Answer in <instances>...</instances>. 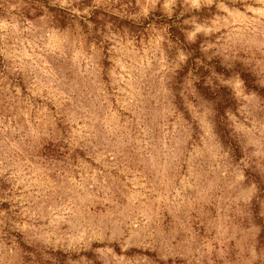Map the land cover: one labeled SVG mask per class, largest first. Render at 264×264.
I'll return each mask as SVG.
<instances>
[{"label": "rangeland", "instance_id": "obj_1", "mask_svg": "<svg viewBox=\"0 0 264 264\" xmlns=\"http://www.w3.org/2000/svg\"><path fill=\"white\" fill-rule=\"evenodd\" d=\"M0 264H264V0H0Z\"/></svg>", "mask_w": 264, "mask_h": 264}]
</instances>
